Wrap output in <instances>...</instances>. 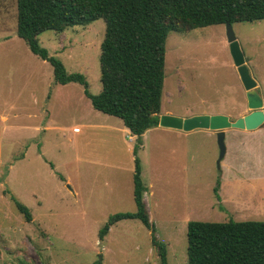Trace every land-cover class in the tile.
<instances>
[{
    "label": "rangeland",
    "instance_id": "obj_1",
    "mask_svg": "<svg viewBox=\"0 0 264 264\" xmlns=\"http://www.w3.org/2000/svg\"><path fill=\"white\" fill-rule=\"evenodd\" d=\"M16 15L17 0H0V264H161L153 230L166 245L167 264H187L188 222L233 218L214 192L221 172L216 136L153 132L134 153L126 133L92 130L105 118L123 124L93 109L78 82L55 81L50 62L18 37ZM232 25L264 105V20ZM104 32L99 18L37 39L67 72L84 74L97 94ZM165 48L160 114L221 113L234 120L250 111L225 24L170 31ZM237 132L230 129L225 147L238 142ZM134 157L152 227L122 219L100 238L111 215L136 210ZM13 198L29 209L30 221Z\"/></svg>",
    "mask_w": 264,
    "mask_h": 264
},
{
    "label": "trees",
    "instance_id": "obj_2",
    "mask_svg": "<svg viewBox=\"0 0 264 264\" xmlns=\"http://www.w3.org/2000/svg\"><path fill=\"white\" fill-rule=\"evenodd\" d=\"M102 18L105 32L100 44L101 89L92 94L84 74L67 72L63 63L49 56L37 36L46 31L62 32ZM264 20V0H17V35L30 51L50 62L59 84L78 82L92 107L118 117L131 134L139 137L158 125L165 77V42L170 31L225 24L227 21ZM264 125V123H263ZM134 212L111 215L99 232L122 219H138L151 228L142 194L145 186L141 166L134 158ZM218 185L214 192L218 196ZM27 221L29 209L14 199ZM161 264H167L166 245L152 233ZM187 264H264V221L225 222L191 220L187 224Z\"/></svg>",
    "mask_w": 264,
    "mask_h": 264
},
{
    "label": "crops",
    "instance_id": "obj_3",
    "mask_svg": "<svg viewBox=\"0 0 264 264\" xmlns=\"http://www.w3.org/2000/svg\"><path fill=\"white\" fill-rule=\"evenodd\" d=\"M88 100L90 105L92 106L90 99ZM164 113L167 114L168 112ZM109 119L111 118H105L106 125H92L89 126V128H92V130H105L107 131V133H113L114 131L119 130L121 132V135H123L124 133L128 135V139L131 144H136L138 137L136 135L131 134L129 129L124 126L123 122V126L118 125V127ZM43 128L45 130L46 125ZM74 129H77V131H74ZM230 129L231 128L226 129L224 131V141L227 137V133L230 132ZM198 130L204 131L205 133L211 136H216L213 131L203 129ZM73 131L80 132V129L78 127H73ZM160 131L177 134L189 133L182 130L165 128L157 125L146 130L139 137V140L142 142L143 137H145V135H149L153 132L157 133ZM194 131L195 130L190 132ZM237 133H242L241 138L238 140L237 143H234V141L227 144V147H225L224 156L220 161L221 172L219 175V185L217 190L219 196V200L217 201V203L223 208L225 213H229L233 217L232 219L236 221H264V219H259L264 217V174L261 173V171L264 169V125H261L260 127L254 130L238 129ZM111 135L114 136V134ZM140 146H142L140 147L141 149L144 147L143 144H141ZM128 148L130 149V146ZM180 150L185 155L186 148H182ZM134 158H132L133 163ZM154 161L155 159H153V162ZM134 168L135 164L132 169L133 174ZM144 197H146L145 191L142 194V198L145 203ZM256 197H258V199ZM247 210H251L249 212V215H245V212Z\"/></svg>",
    "mask_w": 264,
    "mask_h": 264
},
{
    "label": "water",
    "instance_id": "obj_4",
    "mask_svg": "<svg viewBox=\"0 0 264 264\" xmlns=\"http://www.w3.org/2000/svg\"><path fill=\"white\" fill-rule=\"evenodd\" d=\"M225 34L233 62L237 68L240 80L245 89L246 105L250 110L247 114L231 120L225 114H197L188 117H178L170 114H160L158 125L165 128L190 132L203 129L213 131L219 147L218 162L225 153L224 131L229 128L254 130L264 123L263 100L256 90V82L249 73L246 58L240 49L232 23H225Z\"/></svg>",
    "mask_w": 264,
    "mask_h": 264
}]
</instances>
